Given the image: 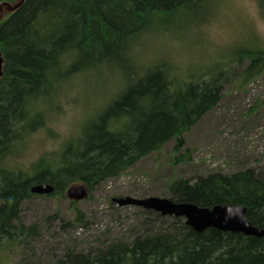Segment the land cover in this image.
<instances>
[{"label": "trees", "instance_id": "16d2710c", "mask_svg": "<svg viewBox=\"0 0 264 264\" xmlns=\"http://www.w3.org/2000/svg\"><path fill=\"white\" fill-rule=\"evenodd\" d=\"M207 2L0 0L1 10L8 9L0 18V151L14 142L11 122L27 102L34 100L42 107L39 102H47L57 85L70 90L78 76L99 74L106 67L121 70L116 87L96 111L84 138L66 150L63 165L28 170L8 159L6 166H0V249L13 248L37 233L34 225L22 221L23 203L40 196L30 192L33 185L49 184L53 191L45 195L66 198L68 187L83 184L86 199H91L100 184L117 178L170 140L178 153L174 163L189 159H185L188 149L186 154L178 151L184 135L222 98L227 77L222 63L180 76L170 70L167 61L143 64L136 59L133 62L143 64V71L132 79L125 72L142 36L190 29ZM176 20L183 24L170 27ZM241 58L247 60L243 82L264 70V50L244 49L228 62ZM61 59L64 66L57 71ZM128 117L131 124L125 131H108L113 121ZM163 193L172 201L200 207L242 205L247 220L264 229V173L251 168L173 178ZM69 201L72 206L76 203ZM110 205H116L112 199ZM139 211L145 216L141 231L88 250L68 247L56 264H264L263 237L215 228L196 232L182 217ZM73 221L65 220L62 228L87 223L76 208Z\"/></svg>", "mask_w": 264, "mask_h": 264}, {"label": "rangeland", "instance_id": "374dc122", "mask_svg": "<svg viewBox=\"0 0 264 264\" xmlns=\"http://www.w3.org/2000/svg\"><path fill=\"white\" fill-rule=\"evenodd\" d=\"M214 3L215 7H206L201 18L190 24V29L180 27L158 33L150 32L142 36L140 42L148 38L155 44L162 37L170 36L178 47L195 51L196 45L188 38L189 33L197 28L207 27L214 31L221 25L227 26L238 11L232 6L234 0H214ZM7 10L5 6L0 11V18ZM176 21L170 27L175 26ZM252 43L254 41L251 39L245 40L229 53L215 58L213 65L222 63L227 72L223 82V96L184 135V145L178 152L186 154L185 149H188L189 154L185 157L188 160L174 163L178 153H174L175 142L170 140L159 151L140 159L117 178L100 184L92 192L91 199L76 201L74 206L67 197L40 195L25 201L22 221L25 225H34L37 233L13 248H1L0 264H56L68 247L88 250L141 231L145 216L139 211L140 207L111 206L112 197L167 198L163 192L169 180L194 178L211 171L231 173L251 168L257 173H264V70L259 76L243 82L242 71L247 63L245 57L237 63L228 62L231 55L238 56L244 49L264 50V47L248 46ZM158 57L156 51L149 50L137 59L147 64L156 61ZM182 59H187V56L177 58L178 61ZM97 75L92 73L74 78L70 90ZM109 94L97 101L96 111ZM75 208L83 212L87 223L83 226L72 224L63 229L62 223L65 220L74 223ZM158 225L155 222L154 227Z\"/></svg>", "mask_w": 264, "mask_h": 264}, {"label": "clouds", "instance_id": "9594fccd", "mask_svg": "<svg viewBox=\"0 0 264 264\" xmlns=\"http://www.w3.org/2000/svg\"><path fill=\"white\" fill-rule=\"evenodd\" d=\"M232 6L238 11L227 26L221 25L214 31L197 28L189 33L188 38L196 45L195 51L178 47L170 36L162 37L155 44L148 38L139 42L128 60L125 72L128 79L143 71L144 65L133 61L149 50L156 51L159 60L167 61L170 70L182 76L211 68L215 58L229 53L245 40L254 41L248 46L264 47V0H234ZM206 7H215L214 0H208ZM175 23L183 24L182 21ZM185 55L187 59L177 60ZM63 66L61 59L57 71ZM120 71L106 67L96 77L71 90L57 85L47 102H39L42 107L34 100L27 102L21 115L11 122L14 142L0 151V166H6L8 159L28 170L42 165H63L66 150L84 138L86 129L96 118L97 101L116 87ZM130 124L131 117L121 118L119 123L113 121L108 131L120 133Z\"/></svg>", "mask_w": 264, "mask_h": 264}, {"label": "water", "instance_id": "95a60500", "mask_svg": "<svg viewBox=\"0 0 264 264\" xmlns=\"http://www.w3.org/2000/svg\"><path fill=\"white\" fill-rule=\"evenodd\" d=\"M1 61L0 58V69ZM52 191L53 187L49 184H37L30 187L31 193L39 195L50 194ZM87 193L85 185L74 184L67 188L66 197L69 200L79 201L86 198ZM112 202L118 206H137L144 210L159 213L161 216L182 217L185 224L196 232H201L206 228H215L221 231L238 232L264 238V229H259L247 220L245 216L246 207L242 205H214L208 208L191 203L175 202L167 198H134L130 196L114 197Z\"/></svg>", "mask_w": 264, "mask_h": 264}]
</instances>
